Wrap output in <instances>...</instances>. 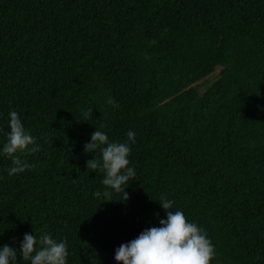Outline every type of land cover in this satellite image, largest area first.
<instances>
[{
	"label": "trees",
	"instance_id": "16d2710c",
	"mask_svg": "<svg viewBox=\"0 0 264 264\" xmlns=\"http://www.w3.org/2000/svg\"><path fill=\"white\" fill-rule=\"evenodd\" d=\"M11 111L40 147L12 176ZM0 127V247L47 232L67 264H118L164 195L212 264H264V0H0ZM97 130L129 143L127 201L87 168Z\"/></svg>",
	"mask_w": 264,
	"mask_h": 264
},
{
	"label": "clouds",
	"instance_id": "9594fccd",
	"mask_svg": "<svg viewBox=\"0 0 264 264\" xmlns=\"http://www.w3.org/2000/svg\"><path fill=\"white\" fill-rule=\"evenodd\" d=\"M107 103L118 107L113 98H109ZM9 116L10 130L6 133L2 154L13 161L12 167L8 169L12 176L35 168V165L17 154L36 153L40 147L34 146L36 139L25 129L18 113L11 111ZM103 127L100 125V128ZM0 132H4L3 127H0ZM135 135L130 130L127 133L129 141L135 142ZM97 150L100 158L87 161L88 170L95 172L99 169L103 172L102 184L117 193H123V201H127L129 196L123 186L136 176L135 169L129 167V143L110 142L105 132L97 130L91 134V142L85 144V151L96 153ZM94 196L107 199L110 193L96 191ZM160 204L166 211L167 219L159 221L160 227L145 229L136 239L116 249L115 260L118 264H212L216 255L215 246L206 230L190 222L183 211H172L173 201L166 196L161 195ZM18 256L30 261V264H67V242L57 241L47 232H43L39 238L36 234L26 233L19 251L8 245L0 247V264H17Z\"/></svg>",
	"mask_w": 264,
	"mask_h": 264
}]
</instances>
